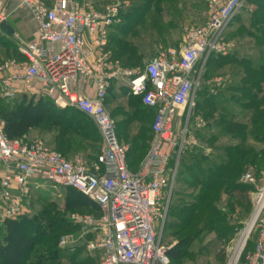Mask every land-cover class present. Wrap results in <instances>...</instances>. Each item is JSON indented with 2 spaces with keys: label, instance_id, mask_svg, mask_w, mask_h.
Listing matches in <instances>:
<instances>
[{
  "label": "built area",
  "instance_id": "1",
  "mask_svg": "<svg viewBox=\"0 0 264 264\" xmlns=\"http://www.w3.org/2000/svg\"><path fill=\"white\" fill-rule=\"evenodd\" d=\"M25 8L37 24V36L20 43L21 58L0 63V89L4 98L19 93L45 97L57 107H72L91 116L97 124L102 147L88 168L82 157L69 159L47 145L43 138L10 139L0 119V217L23 213L22 198L34 179L72 186L93 201L102 212L96 218L73 212L72 221L91 233L87 248L100 255V264H170L163 243L168 212L167 193L172 190L179 161L186 146L190 111L196 103L209 58L231 48L225 33L248 0H208L210 16L200 26H187L180 50L168 49L149 58L140 71L115 68L104 50L107 26L114 24L118 5L102 13L87 8L88 0H13ZM0 0V26L6 21ZM1 30V27H0ZM86 34L95 36L91 48ZM125 77L129 93L141 96L154 109L150 149L137 170L128 164V147L118 138L116 121L106 107L113 82ZM93 90L94 96L77 86ZM255 183L247 171L240 177ZM252 224L242 249L223 264H264V186L254 200ZM252 219V218H251ZM61 238V245L70 241ZM253 238V248L246 244Z\"/></svg>",
  "mask_w": 264,
  "mask_h": 264
},
{
  "label": "trees",
  "instance_id": "2",
  "mask_svg": "<svg viewBox=\"0 0 264 264\" xmlns=\"http://www.w3.org/2000/svg\"><path fill=\"white\" fill-rule=\"evenodd\" d=\"M248 3H252L254 9L249 13V28L241 30L240 34L250 35L257 41V47L260 48H258V54L261 55L260 59L263 63L256 65L250 60L247 61L245 68L248 69V73L246 74L250 81L258 80L260 77V81L264 83V0H248ZM152 6L153 0H149L140 6H132L127 12L123 13V22L118 26H124L128 23L140 24ZM160 10H157L158 14H160ZM1 40H4V37L0 36V42ZM7 43L9 48L7 47L3 50L10 57L9 51L12 42L8 40ZM116 47H118V43H116ZM131 55L127 54V60L128 58L130 60ZM13 56L19 57V52L11 55V57ZM222 57L227 61L226 56L223 54H214L207 61L196 100L199 103L201 102L200 98L203 99L205 106L213 110L219 108L216 101L204 97V94L207 93V89L204 88V79L209 68H213L217 60ZM4 60L5 58L1 59L0 62ZM115 83H117V79L109 90L111 96L116 95V92H114L116 87L128 91V85L121 83L116 86ZM262 87L260 86V88ZM238 90H240L239 87ZM241 93L246 97L261 99V107L254 106L256 119L253 122L254 129L257 132L253 138L261 140L264 138V91L261 97L258 94H252L249 89L244 90L243 88ZM18 96L23 101L16 102L13 106L10 102L13 98L8 99L0 96V119L5 121L4 130L8 138H21L31 129L45 123V129L54 133L49 140H45L51 148L60 151L68 158L77 153H82L85 158H90L93 162L97 160L100 150L97 153H94L93 150H95L96 145H101L102 138L100 130L92 117L79 110L58 108L51 100L42 96L36 98L33 96L28 97L27 94H19L14 98ZM138 97L142 109H137L136 105L132 108V111H128L126 114L120 111L113 112V116L119 117L116 120L117 127L119 126V130L117 128L118 138L120 142L123 139L129 144L127 152L128 164L130 169L134 171L138 169L150 149L153 138L152 124L155 116L154 109L146 106L141 96ZM135 121L138 126L130 134L128 129ZM222 124L226 133L237 139V143L233 142L230 145L219 148L220 152L214 160H211L205 154H201L202 152L198 151L200 149H197L196 146H188L184 149L180 157L176 181L180 178L183 180L184 185L188 186L184 190L187 193L177 194V192H174V194L178 195V199L169 206L168 215L170 212L171 221L165 225L164 232L166 228L168 231L174 229L172 233L175 235L186 228L195 227V224L200 221L199 219L197 220V215L207 214V218L215 220L219 213L215 207L216 201L220 200V193L227 195L229 198L232 196L236 197L237 193L244 194L248 189H251V184L240 182V176L244 173L246 166L264 168L263 152L245 143L246 124L242 120L229 115L226 122ZM258 131H261L263 136L261 139L258 137L260 135ZM183 173L185 176H182ZM66 187L65 208L70 211V214L73 212L83 213L86 209H90V213L84 212V214H90L96 218L101 216V209L95 201L72 186ZM198 188L199 190L196 191ZM250 209L249 205L245 207L247 213L250 212ZM35 220L33 218L30 220L26 217L23 219L17 217L6 218L1 223L0 264H27L31 259L34 247L39 243L38 238H45L55 233L59 228L63 230L62 234L67 233L70 231L68 226L72 225L70 222L67 224L68 226H64L60 219L54 218H50L47 223L38 221L37 223ZM74 225L82 230L78 223ZM86 236V239H90V236L93 235L89 233ZM54 238L56 239V236ZM184 246L185 239H181L170 247L168 250L170 264H180L186 254ZM76 247H67L63 250L55 247L53 251L40 252L35 256L31 264H61L57 262L58 256L66 251L68 253L66 258L68 257L71 261L78 262V264H97L93 258H78L77 252H74Z\"/></svg>",
  "mask_w": 264,
  "mask_h": 264
},
{
  "label": "rangeland",
  "instance_id": "3",
  "mask_svg": "<svg viewBox=\"0 0 264 264\" xmlns=\"http://www.w3.org/2000/svg\"><path fill=\"white\" fill-rule=\"evenodd\" d=\"M147 1L149 0H106V3L112 7L118 5V12L116 16V20L118 21H116L117 23H114L112 26L113 35L110 43L108 42L104 50L109 54L110 63H113L115 68H119L121 71H140L144 68L147 59L150 58V55L142 56V45L136 46L134 43L135 41L143 42L145 30L148 27L146 19H142L140 24L128 23L124 26H118L123 22L124 12H127L132 6L143 5ZM153 5H155L158 10L167 9L168 11L173 12L177 7L178 10L183 8L186 17L185 26L183 28L184 34L187 26H193L192 24L203 25L207 22L210 16L208 0H153ZM17 6V2L14 1L8 0V3L6 1L4 2V8L8 10ZM21 9L23 8L19 7L18 10ZM253 9L254 5L252 3H248L241 11L238 12L237 16H245L246 14L251 13ZM179 12L180 11H178V13ZM192 16H194L198 22L191 21ZM24 21L29 22L30 17L25 16ZM136 34L139 37H135ZM7 42L8 40L6 39L1 40L0 42V60L2 57L8 55L3 50L8 47ZM116 43H118V47H116ZM253 43L254 40H252V43H248L249 46H252V52L246 51L243 55L241 53L237 54V56L242 58L244 61L241 66L238 64L226 63L225 58L222 57L217 60L213 68H209L204 79V88L207 89V93L203 94L204 97H208L216 101L219 109L213 110L206 107L204 100L201 98V102L198 103L196 101L190 111V117L187 124H183V127L188 126L189 129L185 148L188 146H196L197 149H200L198 151L202 152L201 154L207 155L211 160L216 159L217 154L220 152L219 148L228 144L230 145L233 142L237 143V139H234L223 129L222 123L226 122L227 116L229 115L230 117L242 120L243 123L246 124L247 134L245 137V143L248 145L250 144L256 150L262 151L264 156V138L261 139L263 137L261 135V131H258L260 134L258 137L261 140L253 138L254 134L257 133L253 126V122L256 119L254 106L261 107V99L246 97L241 93L244 88V90L249 89L252 94H258V96L261 97L262 92L264 91V83L260 81V77L258 80L256 79L254 81H250L246 74L248 73V69L245 68L247 66V61L250 60V62L256 65L263 63L260 59L261 55L257 52L259 48L257 47L258 43L255 42L256 45ZM237 44H240L237 40L234 44H231L230 51L227 55L235 51ZM179 46L180 45L178 44L170 47L177 49ZM240 46H242V44H240ZM168 47L169 46H156V48L153 49V55L155 56L156 54L167 50ZM239 50L240 51L237 52H241V49ZM127 54H132L130 60L129 58L127 60ZM234 56H236V54H234ZM122 82L128 83L127 78L120 77L117 79V83L115 84L117 86ZM260 86L263 87L260 88ZM238 87L240 90H238ZM114 92H116V95L110 96L111 107H107L108 111L112 110V115L114 111H120L123 114H126L128 111H132V108L136 106V103L131 99L130 93L128 91L121 90L118 87L115 88ZM21 100L22 99L18 96L13 98L10 102L13 106L14 103ZM112 117L115 121L119 119V117L116 116ZM45 125L46 124L44 123L32 129L30 131V136L41 137L45 140H49L50 136L54 133L45 129ZM137 126L138 123L135 121L128 129L130 134L137 128ZM117 128L119 130V126ZM121 142L129 148V144L126 140L122 139ZM101 147L102 145H96L93 152H99ZM75 155L82 156L85 165L88 168H91L93 164L92 159L90 160V158H85L82 153H77ZM247 171H251L254 174L255 183H250L251 189H248V191L244 194L237 193L236 197L232 196L229 198L227 195L220 193V200L216 201L215 207L219 213L215 220L207 218V214L202 216L197 215V220L199 219L200 221L195 224V227H192L194 230L192 228H186L175 235L172 233L174 229L168 231L166 228V231H163V241L166 246L171 247L181 239H185L184 250L186 254L180 261V264H223L232 257L240 241L242 233L252 218L256 193L259 188L264 186V168L259 166L256 168L255 166L247 165L243 172L245 173ZM182 176H185L184 173ZM186 188H188V186L184 185L181 178L177 181L175 179L172 190H169L167 193V198L169 200L168 210L169 206L178 199V195L174 194V192H177V194H185L187 193V191H184ZM199 188L196 191H198ZM66 197V186L37 178L33 180L29 194L22 198L23 213L19 216V218L23 219L26 217L30 220L33 218V220L36 219L35 222L38 221L40 223H47L50 218H54L57 220L60 219L64 226H68L67 224L70 222V224L73 225L68 226L70 231L67 233L62 234L63 230H60L59 228L55 231V233L50 234L45 238H38L39 243H37L36 247H34L31 259L27 264H31L35 256L40 252L46 253L53 251L55 247L63 250L67 247L74 248L75 246L78 247L74 250L75 253L77 252L78 258H93L97 264H100L99 253L92 252L87 248L88 240H91L94 237L90 236V239H86L87 236L82 233V230L75 227V223L72 222L70 217V211H67L65 208ZM248 205L251 207L249 213L245 210V207ZM84 212L90 213L91 211L90 209H86ZM1 220L2 219L0 217V225L2 223ZM170 221V212L169 215L167 212L165 225L169 224ZM33 233H35V231H33ZM60 235L61 237L59 239ZM64 235H70V240L75 241H70L65 246H62L61 238ZM55 236L56 239L54 238ZM253 243V238H250L246 244L245 250H251ZM60 254L57 262H60L61 264H78V262L71 261L68 257L66 258L68 255L67 251Z\"/></svg>",
  "mask_w": 264,
  "mask_h": 264
},
{
  "label": "crops",
  "instance_id": "4",
  "mask_svg": "<svg viewBox=\"0 0 264 264\" xmlns=\"http://www.w3.org/2000/svg\"><path fill=\"white\" fill-rule=\"evenodd\" d=\"M5 1L8 3V0H4V2ZM9 1H13V0H9ZM48 1H49V3H51V0H48ZM79 2L81 5H83V3H84L82 0H79ZM88 4L89 5L86 6L87 8H89V9L93 8L95 10L102 12V13H108L113 8L112 6H110L109 4L106 3V0H88ZM177 8H176V10L173 9L174 12L168 11L167 9L166 10L161 9L159 12L160 14H158V11H157L158 8L155 5H153L148 10V12L145 15V19H146V23H147L148 27L145 30L143 42L142 41H135L134 42L136 46L142 45V48H143V51H141L142 56H145V55L149 56L150 55V58L153 57L154 56L153 55V49L156 48V46H169L168 49L169 48L170 49H176V48H173L170 46H175V45L179 44L180 46H179L178 50H180V48L183 44V39H184L183 28L185 26L186 17L184 14V9L181 8L180 10H178ZM18 9H19L18 7H13L12 9H9V10L4 8L5 13H7L6 22L14 30V34L9 35L4 30H2V29L0 30V36L4 37V39H8L12 42L11 49L9 51L10 57L5 56L2 58V60L4 58H5V60L10 59V58H21L20 54H19V57H16V56L11 57V55L15 54V52H18V45L20 43L31 41L32 39H34L37 36V24H36V22L33 20L31 15L28 13V11L25 8H23L21 10H18ZM178 11H180L179 12L180 14L178 13ZM24 15L30 17L29 22L24 21V17H25ZM249 16H250L249 14H246L245 16H237L236 15L234 20L231 22L230 26L226 30V33H227L226 34V40L228 41V43H230V45L234 44L236 42V40L238 41V43L242 44V46H240V44H237V48L235 49V51L232 52L231 54H228L230 56L225 54L226 60H227L226 63H230V64L233 63V64H238L241 66V64L244 61L242 58L237 56V54L241 53L243 55L244 52H246V51L252 52V46H249L248 43L249 42L252 43V40H254L253 37L250 35L240 34L241 30H245L246 28H249V20H250ZM191 21H197L198 22V20H196L194 16H192ZM115 23H117V22H115ZM113 25L114 24L107 26V31H108L107 36H108V42L109 43H110L112 35H113L112 34V32H113L112 26ZM192 25L198 26L197 24H192ZM229 35H231V36H229ZM94 37L95 36H89V34H86L87 45L89 48H91L93 45ZM135 37H139V36L136 34ZM255 42H257V41L254 40V43H253L254 45H256ZM239 49H241V52H237V51H240ZM234 54H236V56H234ZM237 57H239V58H237ZM122 84L128 85V83H126V82L125 83L122 82ZM77 88L89 96L95 95V92L93 90H87L86 86L79 85V86H77ZM128 92H129V88H128ZM19 94H25V93H19ZM0 96H2L1 95V89H0ZM110 96H111V93L109 94V96L106 100V107H111ZM130 96H131V99L136 103L137 109L138 108L142 109V105L139 102V97L132 95L131 93H130ZM28 97H32V96L28 95ZM58 108H61V107H58ZM69 108L71 110L75 109L72 107H68V109ZM62 109H67V108H62ZM75 110H77V109H75ZM107 110H108V108H107ZM111 111H109L110 114H111ZM111 116H113V115L111 114ZM30 131L24 136H28L30 138H38V137H31ZM51 137L52 136H50V138ZM39 138H41V137H39ZM101 138H102V136H101ZM101 145H102V141H101ZM100 152H101V148H100ZM72 156L73 157H69V159L71 158V160H72V159H74L80 155H72ZM80 157H82V156H80Z\"/></svg>",
  "mask_w": 264,
  "mask_h": 264
},
{
  "label": "bare ground",
  "instance_id": "5",
  "mask_svg": "<svg viewBox=\"0 0 264 264\" xmlns=\"http://www.w3.org/2000/svg\"><path fill=\"white\" fill-rule=\"evenodd\" d=\"M254 222V217H252V219L249 221V223L247 224L246 226V229L244 230V232L242 233V236L240 238V241L236 247V252H239L242 247L244 246V244L246 243L247 239H248V236H249V233H250V230H251V227H252V224Z\"/></svg>",
  "mask_w": 264,
  "mask_h": 264
},
{
  "label": "water",
  "instance_id": "6",
  "mask_svg": "<svg viewBox=\"0 0 264 264\" xmlns=\"http://www.w3.org/2000/svg\"><path fill=\"white\" fill-rule=\"evenodd\" d=\"M0 27H1L2 30H4L9 35H13L14 34V30L10 27V25L6 21L2 22Z\"/></svg>",
  "mask_w": 264,
  "mask_h": 264
}]
</instances>
